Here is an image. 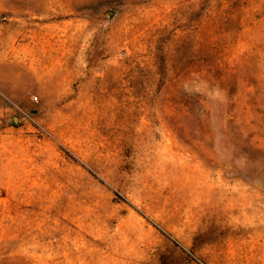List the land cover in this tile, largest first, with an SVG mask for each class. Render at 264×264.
<instances>
[{"label": "rangeland", "instance_id": "rangeland-1", "mask_svg": "<svg viewBox=\"0 0 264 264\" xmlns=\"http://www.w3.org/2000/svg\"><path fill=\"white\" fill-rule=\"evenodd\" d=\"M0 264H264V0H0Z\"/></svg>", "mask_w": 264, "mask_h": 264}, {"label": "bare ground", "instance_id": "bare-ground-1", "mask_svg": "<svg viewBox=\"0 0 264 264\" xmlns=\"http://www.w3.org/2000/svg\"><path fill=\"white\" fill-rule=\"evenodd\" d=\"M67 246V245H66Z\"/></svg>", "mask_w": 264, "mask_h": 264}]
</instances>
